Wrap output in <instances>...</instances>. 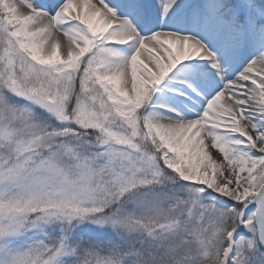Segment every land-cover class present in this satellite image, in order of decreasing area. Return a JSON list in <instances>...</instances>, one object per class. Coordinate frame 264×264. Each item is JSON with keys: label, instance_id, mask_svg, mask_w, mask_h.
<instances>
[{"label": "snow or ice", "instance_id": "1", "mask_svg": "<svg viewBox=\"0 0 264 264\" xmlns=\"http://www.w3.org/2000/svg\"><path fill=\"white\" fill-rule=\"evenodd\" d=\"M0 264H264V0H0Z\"/></svg>", "mask_w": 264, "mask_h": 264}]
</instances>
